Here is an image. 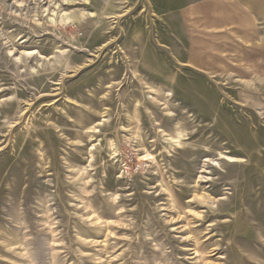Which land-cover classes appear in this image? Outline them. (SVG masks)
Here are the masks:
<instances>
[{
    "label": "rangeland",
    "instance_id": "rangeland-1",
    "mask_svg": "<svg viewBox=\"0 0 264 264\" xmlns=\"http://www.w3.org/2000/svg\"><path fill=\"white\" fill-rule=\"evenodd\" d=\"M0 264H264V0H0Z\"/></svg>",
    "mask_w": 264,
    "mask_h": 264
},
{
    "label": "bare ground",
    "instance_id": "bare-ground-1",
    "mask_svg": "<svg viewBox=\"0 0 264 264\" xmlns=\"http://www.w3.org/2000/svg\"><path fill=\"white\" fill-rule=\"evenodd\" d=\"M199 249H200V247H196L195 252L199 253Z\"/></svg>",
    "mask_w": 264,
    "mask_h": 264
}]
</instances>
